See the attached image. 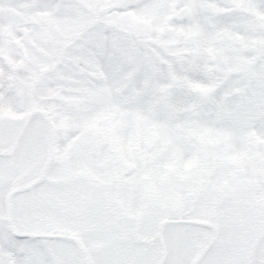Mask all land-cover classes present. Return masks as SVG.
Returning <instances> with one entry per match:
<instances>
[{
	"label": "snow or ice",
	"instance_id": "6c2138e0",
	"mask_svg": "<svg viewBox=\"0 0 264 264\" xmlns=\"http://www.w3.org/2000/svg\"><path fill=\"white\" fill-rule=\"evenodd\" d=\"M0 264H264V0H0Z\"/></svg>",
	"mask_w": 264,
	"mask_h": 264
}]
</instances>
